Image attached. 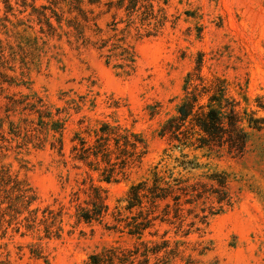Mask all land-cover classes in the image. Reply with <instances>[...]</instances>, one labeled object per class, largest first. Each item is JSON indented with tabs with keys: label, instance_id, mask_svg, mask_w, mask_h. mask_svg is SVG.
I'll return each instance as SVG.
<instances>
[{
	"label": "rangeland",
	"instance_id": "rangeland-1",
	"mask_svg": "<svg viewBox=\"0 0 264 264\" xmlns=\"http://www.w3.org/2000/svg\"><path fill=\"white\" fill-rule=\"evenodd\" d=\"M82 1L97 16L99 29L91 24L84 31L85 45L67 34L72 0H0V82H9L0 84V170L31 187L37 197L32 208L61 209L63 228L59 239L39 241L36 233H15L10 226L4 237L0 233V264H84L104 247L131 246L132 239L102 224L78 223L76 206L90 178L112 208L156 163L172 165L180 151L157 130L175 113L187 74L193 82H225L227 95L241 108L242 96L248 110H257L256 99L264 103V0H155L166 21L150 36L146 27L139 33L134 26L126 29L121 11L113 18L114 9L104 5L108 0L92 7ZM158 6L154 3L155 11ZM113 35L135 54L128 73L114 67L117 60L106 64L105 51L92 45ZM36 99L62 111L63 156L50 150V136L32 131L36 116L28 105ZM101 121L131 127L145 140L147 153L126 180L99 183L97 173L69 158L73 134ZM182 153L200 165L193 175L214 170L229 175L233 205L206 225L197 223L186 238L174 237L168 226L159 228V235L169 230L168 238L184 242L171 264H264V128L249 130L239 156L225 149ZM32 245L42 248L44 259L31 256Z\"/></svg>",
	"mask_w": 264,
	"mask_h": 264
},
{
	"label": "trees",
	"instance_id": "trees-1",
	"mask_svg": "<svg viewBox=\"0 0 264 264\" xmlns=\"http://www.w3.org/2000/svg\"><path fill=\"white\" fill-rule=\"evenodd\" d=\"M154 3L158 6L155 0H108L104 5L109 10L114 9L113 18L117 12L123 13L126 29L134 26L139 33L142 27H146V35L150 36L157 33L166 21L162 8L158 6L155 11ZM71 4L73 6L67 12L72 14L66 22L67 34L72 35L75 43L85 45L89 40L84 31L90 29L91 24L99 30L95 24L97 16L94 17L90 8H83L82 0H72ZM87 4L92 7L100 4V0H87ZM92 45L98 52L105 51L106 64L114 59L118 61L115 68L124 73L132 70L135 54L121 38L113 35ZM0 52H3L1 41ZM193 81L192 75L187 74L182 85L183 96L175 113L157 130L160 138L180 151L179 156L172 158V165H162V160L156 163L145 177L128 186L124 196L117 199L112 208L107 205L102 189L91 178L88 186L82 189L85 199L76 206L77 222L102 224L107 231L124 234L133 240L128 248L108 246L93 252L84 264H171L180 254L184 242L168 238L169 230L159 235V228L168 226L173 228L174 237L186 238L197 223L206 225L209 218L232 207L229 175L216 170L193 175L200 165L195 157L189 159L182 151L225 149L232 156L242 155L249 130L264 128V117L256 115L257 111L264 112V103L256 99L257 110H248V100L242 96L245 107L241 108L239 101L227 95L225 82ZM3 83L9 82H0ZM28 107L36 116L34 124L37 128L32 131L50 136V150L63 156L65 120L60 118L62 111L57 108L53 112L41 99H36ZM70 142V160L97 173L99 183L126 180L131 171L141 165L147 153L144 138L131 127L116 121H101L93 128L77 131ZM166 152L165 149L163 154ZM36 201L35 192L24 180L0 170L1 237L14 225L15 233L24 229L25 233H36L39 241L60 238L63 232L61 209L32 208ZM30 254L35 259H44L39 245H32Z\"/></svg>",
	"mask_w": 264,
	"mask_h": 264
}]
</instances>
